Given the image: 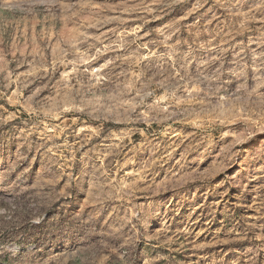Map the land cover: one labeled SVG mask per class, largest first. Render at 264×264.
I'll use <instances>...</instances> for the list:
<instances>
[{"label":"rangeland","instance_id":"rangeland-1","mask_svg":"<svg viewBox=\"0 0 264 264\" xmlns=\"http://www.w3.org/2000/svg\"><path fill=\"white\" fill-rule=\"evenodd\" d=\"M0 264H264V0H0Z\"/></svg>","mask_w":264,"mask_h":264}]
</instances>
